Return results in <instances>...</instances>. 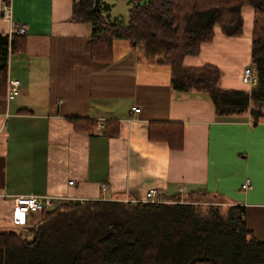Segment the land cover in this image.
I'll return each mask as SVG.
<instances>
[{"label":"crops","instance_id":"0c3cea01","mask_svg":"<svg viewBox=\"0 0 264 264\" xmlns=\"http://www.w3.org/2000/svg\"><path fill=\"white\" fill-rule=\"evenodd\" d=\"M75 1L0 0V33L23 27L26 38L7 62V81L21 82L20 95L0 100V231L14 229V197L143 203L149 190L169 197L182 189L244 207L247 229L264 243V117L255 122L249 111L217 119L205 95L173 90L169 67L146 60L125 40L112 43L111 61H93L86 51L91 25L71 21ZM241 16V36L215 28L213 40L183 65L214 66L221 90L249 93L255 85L241 77L247 67L255 76L254 11L243 7ZM259 106L264 113V101ZM157 124L178 133L181 148L151 140L150 127L162 128Z\"/></svg>","mask_w":264,"mask_h":264},{"label":"trees","instance_id":"16d2710c","mask_svg":"<svg viewBox=\"0 0 264 264\" xmlns=\"http://www.w3.org/2000/svg\"><path fill=\"white\" fill-rule=\"evenodd\" d=\"M76 0L74 23L91 25L86 51L95 62L112 60V43L125 40L143 58L170 69L176 92L205 95L217 119L250 111L264 117V0H132L125 20ZM254 11L251 65L257 79L248 93L219 88L216 67L187 68L210 43L214 29L226 37L243 33L241 9ZM25 35L0 33V100L6 97L9 54L25 49ZM149 129L151 140L182 146L166 125ZM219 195L198 191L158 196V203L123 201L60 202L34 226L0 231V264H264V243L247 229L245 208L204 204Z\"/></svg>","mask_w":264,"mask_h":264},{"label":"built area","instance_id":"2783aa9c","mask_svg":"<svg viewBox=\"0 0 264 264\" xmlns=\"http://www.w3.org/2000/svg\"><path fill=\"white\" fill-rule=\"evenodd\" d=\"M2 15L5 18H9L10 11L6 6L2 8ZM16 34L24 35L25 29L23 27L18 28L14 31ZM241 82L243 85L251 87L256 85L257 79L253 76L252 71L249 67L243 70L241 77ZM21 92V82L19 80H8L6 87V99L12 101L16 99ZM133 112L138 113L139 109L133 108ZM97 127L102 129L103 123H98ZM250 188V183L247 181L243 186L242 190ZM105 191V189H103ZM179 194H183V190H179ZM158 192L156 190H149L145 196V201L143 203H158L157 201ZM61 200L59 198L53 197H14L12 200V227L14 229L27 228L32 225L31 221L33 216H39L45 214L55 208Z\"/></svg>","mask_w":264,"mask_h":264},{"label":"rangeland","instance_id":"374dc122","mask_svg":"<svg viewBox=\"0 0 264 264\" xmlns=\"http://www.w3.org/2000/svg\"><path fill=\"white\" fill-rule=\"evenodd\" d=\"M107 2L111 4H115V7L110 11L106 12L105 14H109L111 17H117L121 18L123 20L126 19L128 10L130 9V5H127V0H107ZM124 42L125 44H128L127 41H121ZM204 204H211V205H220V206H225L222 202L219 200H206ZM46 216L45 214H41L38 216V221H42Z\"/></svg>","mask_w":264,"mask_h":264},{"label":"water","instance_id":"95a60500","mask_svg":"<svg viewBox=\"0 0 264 264\" xmlns=\"http://www.w3.org/2000/svg\"><path fill=\"white\" fill-rule=\"evenodd\" d=\"M132 0H127V5H130ZM115 7V4H111L107 2V0H95L94 1V8L96 11H102L104 13L110 12ZM117 17H113V22L116 23Z\"/></svg>","mask_w":264,"mask_h":264}]
</instances>
